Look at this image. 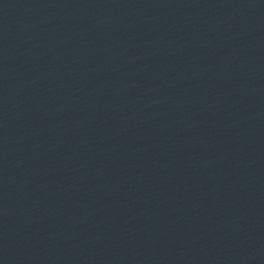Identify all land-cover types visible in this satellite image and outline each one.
Here are the masks:
<instances>
[{"label": "water", "instance_id": "obj_1", "mask_svg": "<svg viewBox=\"0 0 264 264\" xmlns=\"http://www.w3.org/2000/svg\"><path fill=\"white\" fill-rule=\"evenodd\" d=\"M0 264H264V0H0Z\"/></svg>", "mask_w": 264, "mask_h": 264}]
</instances>
